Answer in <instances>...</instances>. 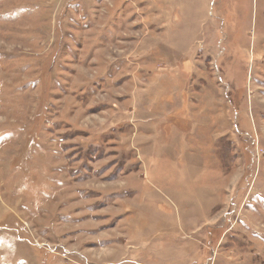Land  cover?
<instances>
[{
	"label": "rangeland",
	"instance_id": "obj_1",
	"mask_svg": "<svg viewBox=\"0 0 264 264\" xmlns=\"http://www.w3.org/2000/svg\"><path fill=\"white\" fill-rule=\"evenodd\" d=\"M0 264H264V0H0Z\"/></svg>",
	"mask_w": 264,
	"mask_h": 264
}]
</instances>
